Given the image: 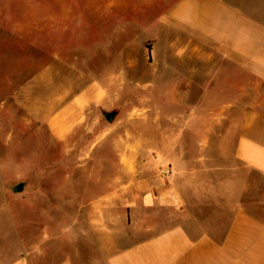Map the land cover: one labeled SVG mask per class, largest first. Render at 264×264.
Here are the masks:
<instances>
[{
  "label": "crops",
  "instance_id": "1",
  "mask_svg": "<svg viewBox=\"0 0 264 264\" xmlns=\"http://www.w3.org/2000/svg\"><path fill=\"white\" fill-rule=\"evenodd\" d=\"M84 1L82 10L66 0H0V110L24 112L38 144H72L111 95L112 34L100 78L98 4ZM105 1L108 27L129 2ZM143 21L152 79L174 88L152 120L154 138L140 135L118 159L130 179L91 172L86 194L73 176L71 189L53 192L55 206L41 190V212H72L73 228L88 230L53 264H264V200L244 201L240 189L251 174L264 180V0H169ZM8 247L0 242V264H34L32 249Z\"/></svg>",
  "mask_w": 264,
  "mask_h": 264
},
{
  "label": "rangeland",
  "instance_id": "2",
  "mask_svg": "<svg viewBox=\"0 0 264 264\" xmlns=\"http://www.w3.org/2000/svg\"><path fill=\"white\" fill-rule=\"evenodd\" d=\"M127 1L129 6L120 15L128 17V23L125 19V29L120 32V15L114 14L106 27L105 15L99 11L106 1L97 0L96 70L98 77L103 78L105 59L109 57L105 56L104 47V34L108 30L112 34L109 44L112 54L111 62H107L111 69L109 67L107 73L112 70L114 76L113 83L108 85L111 95L89 119L88 126L74 134L72 144H38L33 141V126L26 122L24 112L10 103L5 110H0V242L8 243L10 252L15 247L18 254H23L25 248L32 249L34 264H53L62 255V249L70 248L74 238L84 243L81 238L88 231L73 228L72 212H41V190L50 194L51 204L55 206L57 196L53 192L63 184L71 189L73 176L84 179L82 190L86 194L94 189L88 177L91 172L103 173L108 179L125 174L124 180L130 179L132 176L122 171L118 159L135 151L140 135L147 140L154 138L152 120L165 108L174 88L168 79H152L153 40L151 32L143 26L144 18L156 16L169 0H150L154 2L151 6L145 3L147 0ZM66 2H80L82 10L86 7L84 0ZM126 58L128 83L121 84L115 77L120 75L121 64L125 65ZM177 89L184 91L185 85H178ZM110 112L113 115L107 119L105 115ZM142 118L146 121L140 124L138 120ZM163 121L161 116L158 122ZM138 130L145 134H139ZM95 158H106L107 164H95ZM249 178L250 188L241 186V198L263 201L264 180L257 174ZM20 183L22 189L15 192L13 187Z\"/></svg>",
  "mask_w": 264,
  "mask_h": 264
},
{
  "label": "water",
  "instance_id": "3",
  "mask_svg": "<svg viewBox=\"0 0 264 264\" xmlns=\"http://www.w3.org/2000/svg\"><path fill=\"white\" fill-rule=\"evenodd\" d=\"M112 115H113L112 112H110V113H106L105 117H106L107 119H109ZM21 189H22V184H21V183L15 185V186L13 187V190H14L15 192H17V191H19V190H21Z\"/></svg>",
  "mask_w": 264,
  "mask_h": 264
}]
</instances>
